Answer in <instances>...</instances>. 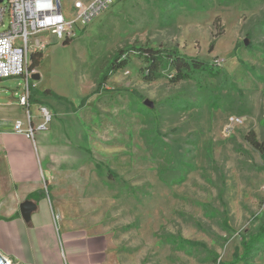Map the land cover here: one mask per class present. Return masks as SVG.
Listing matches in <instances>:
<instances>
[{"label":"rangeland","instance_id":"rangeland-1","mask_svg":"<svg viewBox=\"0 0 264 264\" xmlns=\"http://www.w3.org/2000/svg\"><path fill=\"white\" fill-rule=\"evenodd\" d=\"M77 1L91 0H62L67 18ZM39 36L33 107L48 106L52 123L69 113L45 188L63 230L101 239L116 264H229L243 255V237L264 223V158L246 139L254 131L264 141V0H119L74 25L66 43ZM142 46L177 48L223 73L204 87L172 81L169 68L149 81ZM122 55L129 64L95 92ZM24 85L0 79L16 101ZM237 264H264V239Z\"/></svg>","mask_w":264,"mask_h":264},{"label":"crops","instance_id":"crops-1","mask_svg":"<svg viewBox=\"0 0 264 264\" xmlns=\"http://www.w3.org/2000/svg\"><path fill=\"white\" fill-rule=\"evenodd\" d=\"M33 111L37 124L40 110L33 107ZM67 116L68 112L62 118L57 114L58 120L37 133L34 141L14 131L18 120L27 125L25 110L0 91V252L18 264H116L114 252L101 239L94 241L69 226L63 230L45 192L50 164L59 159V148L68 141L61 122ZM28 200L36 208L26 220L21 205Z\"/></svg>","mask_w":264,"mask_h":264},{"label":"built area","instance_id":"built-area-1","mask_svg":"<svg viewBox=\"0 0 264 264\" xmlns=\"http://www.w3.org/2000/svg\"><path fill=\"white\" fill-rule=\"evenodd\" d=\"M119 0L77 1L73 19L67 18L62 0H2L0 2V78L22 77L25 80L18 103L24 108L27 125L16 121L14 131L35 141L37 133L49 130L53 113L48 106L40 107L41 120L35 124L32 88L37 86L31 68L32 54L44 46L42 33L59 40L74 31V25H87ZM8 21V25L6 22Z\"/></svg>","mask_w":264,"mask_h":264},{"label":"trees","instance_id":"trees-1","mask_svg":"<svg viewBox=\"0 0 264 264\" xmlns=\"http://www.w3.org/2000/svg\"><path fill=\"white\" fill-rule=\"evenodd\" d=\"M222 33H217L215 39L220 37ZM64 42H68V38H65ZM215 46V41L213 40L211 44V49L213 50ZM139 53V56L146 63L147 73L145 78L149 81H154L163 76V70L169 68L170 73L169 77L174 82H179L183 80H196L197 85L200 87H204V80L206 78H219L223 73L222 68L211 64L205 60H202L197 57L187 56L180 52L177 48H169L164 50L155 49L151 46H142L136 49ZM43 57L42 51H37L32 54V62L31 68L36 69L37 63ZM130 59L128 57L118 56L114 59V61L110 64V67L106 72L101 76L98 81L97 90L95 92H100L101 88H104L107 85L108 79L111 77L112 72H117L124 68L129 64ZM207 84H205L206 86ZM34 99V98H33ZM177 101L173 103L176 106ZM147 113H153L155 109H151L150 107H146ZM156 131H154L155 133ZM158 133L156 132V134ZM246 139L249 143L254 146L264 158V141H259L255 132L251 131ZM159 142L161 143L160 139ZM153 140H151L152 142ZM153 144L157 145L156 142ZM162 144V143H161ZM160 147V146H159ZM161 148V147H160ZM34 197V196H33ZM264 239V223L259 226L256 234H251L248 237L244 236L242 245L244 248L243 255H239L238 252L235 253L233 260L229 264H237L240 261H248L250 257L252 248L255 243L261 242ZM182 242L186 245H195V242L189 240H182ZM198 244V243H197Z\"/></svg>","mask_w":264,"mask_h":264},{"label":"water","instance_id":"water-1","mask_svg":"<svg viewBox=\"0 0 264 264\" xmlns=\"http://www.w3.org/2000/svg\"><path fill=\"white\" fill-rule=\"evenodd\" d=\"M2 0H0L1 2ZM35 80L40 79V75L38 73H35L33 75ZM145 104H147L150 108L154 107V103L151 100H146ZM36 208V204L31 201H25L22 205H21V210L23 213V217L26 220H29L31 218V213L32 211ZM0 264H14L12 260H10L8 257H6L3 253L0 252Z\"/></svg>","mask_w":264,"mask_h":264}]
</instances>
